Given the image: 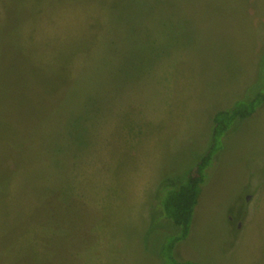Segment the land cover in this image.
I'll return each instance as SVG.
<instances>
[{"label":"rangeland","instance_id":"374dc122","mask_svg":"<svg viewBox=\"0 0 264 264\" xmlns=\"http://www.w3.org/2000/svg\"><path fill=\"white\" fill-rule=\"evenodd\" d=\"M263 93L264 0H0V264H164L213 114ZM174 252L264 264V100Z\"/></svg>","mask_w":264,"mask_h":264},{"label":"trees","instance_id":"16d2710c","mask_svg":"<svg viewBox=\"0 0 264 264\" xmlns=\"http://www.w3.org/2000/svg\"><path fill=\"white\" fill-rule=\"evenodd\" d=\"M263 100L264 93L255 95L249 100H237L230 107L218 110L213 114L210 141L207 149H205L199 160L189 167L186 181L180 184L179 187L174 188L164 202L165 216L175 227L176 231H173L171 239L165 242L164 247L167 253L165 254L164 251L160 253L161 258L164 256L162 258L163 262L165 259L169 264H200L195 260L177 257L174 252L175 245L185 240L189 235L200 185L204 181L205 170L217 150L218 139L231 128L234 122L253 114Z\"/></svg>","mask_w":264,"mask_h":264},{"label":"crops","instance_id":"0c3cea01","mask_svg":"<svg viewBox=\"0 0 264 264\" xmlns=\"http://www.w3.org/2000/svg\"><path fill=\"white\" fill-rule=\"evenodd\" d=\"M160 256V255H159ZM159 261H161L160 259H159Z\"/></svg>","mask_w":264,"mask_h":264}]
</instances>
